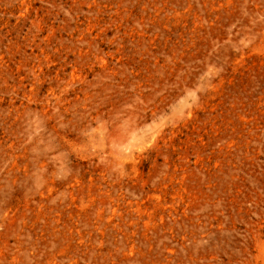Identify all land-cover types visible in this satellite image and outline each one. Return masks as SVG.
<instances>
[{
  "label": "rangeland",
  "instance_id": "374dc122",
  "mask_svg": "<svg viewBox=\"0 0 264 264\" xmlns=\"http://www.w3.org/2000/svg\"><path fill=\"white\" fill-rule=\"evenodd\" d=\"M0 264H264V0H0Z\"/></svg>",
  "mask_w": 264,
  "mask_h": 264
}]
</instances>
